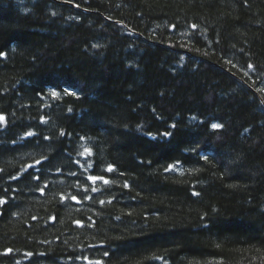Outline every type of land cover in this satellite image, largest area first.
I'll return each instance as SVG.
<instances>
[{
  "label": "trees",
  "instance_id": "trees-1",
  "mask_svg": "<svg viewBox=\"0 0 264 264\" xmlns=\"http://www.w3.org/2000/svg\"><path fill=\"white\" fill-rule=\"evenodd\" d=\"M0 116V264H264V0H0Z\"/></svg>",
  "mask_w": 264,
  "mask_h": 264
},
{
  "label": "snow or ice",
  "instance_id": "snow-or-ice-1",
  "mask_svg": "<svg viewBox=\"0 0 264 264\" xmlns=\"http://www.w3.org/2000/svg\"><path fill=\"white\" fill-rule=\"evenodd\" d=\"M66 94H74V93H67V92H66ZM52 96H53V97L57 96V93H56L55 91H53V92H52ZM4 119H5V118H4L3 116H0V122H3ZM173 127H175V126L173 125ZM219 127H221V125H219V124H212V128H213V129H217V128H219ZM28 135H32V133H28ZM61 135H63V133H61ZM165 135H168V133H165ZM85 153H87L88 155H90V154H91L90 149H85ZM82 155H83V153H82ZM36 163H37V164H40L41 161H37ZM89 167H91V165H89ZM108 171H112V169L109 167ZM37 178H38V177H37ZM88 179L91 180V181H93V182H95V181H97V180H102L105 184H107V183L109 182V181L105 180L102 176H101V177H97V176H89ZM92 191H96V189L93 188ZM72 198L75 199V197H72ZM3 203H4V201H3V200H0V204H3ZM101 203H103V201H101Z\"/></svg>",
  "mask_w": 264,
  "mask_h": 264
}]
</instances>
